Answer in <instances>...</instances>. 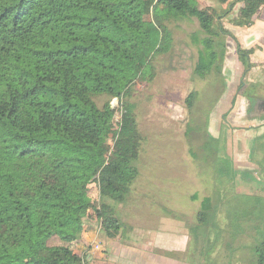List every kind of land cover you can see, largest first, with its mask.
Segmentation results:
<instances>
[{
    "label": "trees",
    "instance_id": "obj_1",
    "mask_svg": "<svg viewBox=\"0 0 264 264\" xmlns=\"http://www.w3.org/2000/svg\"><path fill=\"white\" fill-rule=\"evenodd\" d=\"M214 3L0 0V264H89V254L76 249L92 208L93 182L100 191L101 207L94 210L100 229L109 239L123 237L124 226L111 215L136 178L140 135L131 104L122 103L113 130L114 109L93 98H126L136 80L153 76V60L169 51V24L192 19L199 27L193 73L211 79L220 98L228 87L223 68L231 42L245 71L256 66L254 48H243L224 21L252 25L264 0ZM254 88L241 81L236 93L251 98ZM198 98L196 90L185 98L193 115ZM250 130L247 161L256 172L239 176L256 185L238 190L224 146L226 160H195L213 172L211 190L191 196L199 206L188 227L190 241L172 258L264 264V123ZM110 133L111 153L105 140ZM216 199L222 200V216Z\"/></svg>",
    "mask_w": 264,
    "mask_h": 264
},
{
    "label": "rangeland",
    "instance_id": "obj_2",
    "mask_svg": "<svg viewBox=\"0 0 264 264\" xmlns=\"http://www.w3.org/2000/svg\"><path fill=\"white\" fill-rule=\"evenodd\" d=\"M197 2L200 7L215 4L214 0ZM224 24L226 27L231 25L226 19ZM169 27L172 44L168 52L153 60L152 77L136 80L126 98L109 97L104 93L93 98L97 106L102 107L108 102L114 109L113 130L118 129L122 103L131 104L140 135L139 155L134 162L136 178L126 200L113 204L111 215L124 226L125 241L137 239L151 228L171 227V233L182 237L188 235V227L199 206V200H192L191 196L200 198L210 193L213 177L210 168H200L195 160H226L222 154L223 146L230 156L228 160H234L238 190L256 185L242 180L239 175L248 172L254 176L256 172V167L247 161L248 139L252 135L250 128L264 123V66L245 71L236 59L231 42L223 68L228 87L218 98L216 84L211 86V79H200L193 73L197 55L193 45L199 29L197 21L181 20L170 23ZM241 81L255 87L251 98L236 93ZM192 90L198 91L199 95L191 110L194 115L188 111L185 102ZM105 140L111 153L115 139L110 133ZM192 152L198 157L194 158ZM89 196L92 208L84 218L85 230L81 232L76 249L79 254L89 253L97 242L102 249V242L88 243L89 223L94 221L97 224L96 235L99 231L105 234L94 211L101 207L97 182L89 184ZM216 202L218 215L222 216V200L216 199ZM186 239L188 247L190 237ZM56 241L51 238L49 242Z\"/></svg>",
    "mask_w": 264,
    "mask_h": 264
},
{
    "label": "crops",
    "instance_id": "obj_3",
    "mask_svg": "<svg viewBox=\"0 0 264 264\" xmlns=\"http://www.w3.org/2000/svg\"><path fill=\"white\" fill-rule=\"evenodd\" d=\"M227 28L243 48H254L252 62L257 67L264 66V8L254 16L252 25ZM96 225L94 221L89 223L87 241L90 245L92 241L102 242V249L98 242L93 244L95 248L88 253L89 264H190L171 257L172 251H184L187 247V235L171 233V227L151 228L141 237L125 241L123 237L109 239L101 231L96 235Z\"/></svg>",
    "mask_w": 264,
    "mask_h": 264
}]
</instances>
